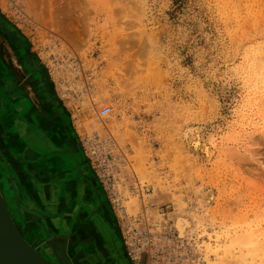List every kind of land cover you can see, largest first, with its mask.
Listing matches in <instances>:
<instances>
[{
  "label": "rangeland",
  "instance_id": "rangeland-1",
  "mask_svg": "<svg viewBox=\"0 0 264 264\" xmlns=\"http://www.w3.org/2000/svg\"><path fill=\"white\" fill-rule=\"evenodd\" d=\"M0 14L48 71L141 264H264V0H0Z\"/></svg>",
  "mask_w": 264,
  "mask_h": 264
},
{
  "label": "flooded vegetation",
  "instance_id": "flooded-vegetation-1",
  "mask_svg": "<svg viewBox=\"0 0 264 264\" xmlns=\"http://www.w3.org/2000/svg\"><path fill=\"white\" fill-rule=\"evenodd\" d=\"M24 167L36 189L27 201L16 181ZM0 187L17 227L35 229L27 238L50 264H141L48 71L1 14Z\"/></svg>",
  "mask_w": 264,
  "mask_h": 264
},
{
  "label": "water",
  "instance_id": "water-1",
  "mask_svg": "<svg viewBox=\"0 0 264 264\" xmlns=\"http://www.w3.org/2000/svg\"><path fill=\"white\" fill-rule=\"evenodd\" d=\"M66 264H70L65 258ZM0 264H50L17 227L0 187Z\"/></svg>",
  "mask_w": 264,
  "mask_h": 264
},
{
  "label": "bare ground",
  "instance_id": "bare-ground-1",
  "mask_svg": "<svg viewBox=\"0 0 264 264\" xmlns=\"http://www.w3.org/2000/svg\"><path fill=\"white\" fill-rule=\"evenodd\" d=\"M192 146L194 148L198 149L200 147V140L197 139L194 142H192ZM205 149L207 151L209 150L206 146H205ZM207 195L208 196H207L206 201H207V204H210L211 201L213 200L214 196H213L212 192L208 193ZM192 224H193V222L191 221L190 217H187V216H184V215H181V214L180 215H176V217H175V227H176V230L178 232L179 238L185 240V239H187L189 237L188 232L191 231ZM21 233L23 234V232H21ZM23 236L27 239V237L24 234H23ZM244 238H247V237H244ZM240 240H242V239H240ZM29 242H31V241H29ZM263 260H264V258H263ZM238 264H243V263L240 262ZM251 264H252V262H251Z\"/></svg>",
  "mask_w": 264,
  "mask_h": 264
},
{
  "label": "crops",
  "instance_id": "crops-1",
  "mask_svg": "<svg viewBox=\"0 0 264 264\" xmlns=\"http://www.w3.org/2000/svg\"><path fill=\"white\" fill-rule=\"evenodd\" d=\"M18 172H19V174L16 176L18 189H19L20 193L22 194L24 201H27L28 196L32 193H35L36 189L32 185L31 178L29 177L27 171L25 170V167H24V169L23 168L20 169ZM32 233H33V231L29 230V231H27L26 234L30 235Z\"/></svg>",
  "mask_w": 264,
  "mask_h": 264
},
{
  "label": "built area",
  "instance_id": "built-area-1",
  "mask_svg": "<svg viewBox=\"0 0 264 264\" xmlns=\"http://www.w3.org/2000/svg\"><path fill=\"white\" fill-rule=\"evenodd\" d=\"M109 112L108 108L102 110V114H106ZM153 261L151 260L150 264H177L175 256L173 252H156L153 257L151 256Z\"/></svg>",
  "mask_w": 264,
  "mask_h": 264
}]
</instances>
